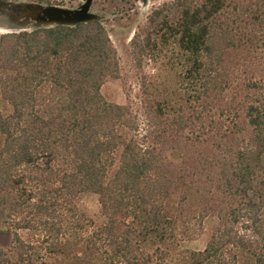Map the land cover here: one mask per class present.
I'll use <instances>...</instances> for the list:
<instances>
[{
	"label": "trees",
	"instance_id": "trees-1",
	"mask_svg": "<svg viewBox=\"0 0 264 264\" xmlns=\"http://www.w3.org/2000/svg\"><path fill=\"white\" fill-rule=\"evenodd\" d=\"M147 29L131 47L143 55L155 38L173 39L184 93L205 106L229 88V51L264 37V0H173L152 11ZM118 73L98 21L0 36V97L10 109H0V264H264V99L244 101L245 125L238 113L213 121L226 150L216 185L231 203L205 247L187 250L179 240L191 219L166 205L189 185L160 148L203 117L169 119L157 104L160 121L140 134L129 107L101 95ZM87 193L99 222L80 204Z\"/></svg>",
	"mask_w": 264,
	"mask_h": 264
},
{
	"label": "rangeland",
	"instance_id": "rangeland-1",
	"mask_svg": "<svg viewBox=\"0 0 264 264\" xmlns=\"http://www.w3.org/2000/svg\"><path fill=\"white\" fill-rule=\"evenodd\" d=\"M5 1L38 2L70 9L77 8L82 3V0ZM171 1L173 0H93L90 11L100 17L98 22L105 28L118 57V76L107 78L103 82L101 95L110 103L128 106L138 122L140 134L145 132L147 123H153L152 117L157 104L165 112L164 117L169 119L179 117V113L194 119L203 117L202 122H191L187 128L178 132L179 136L175 140L160 148L166 156L168 167L181 175L189 185L187 196L180 192L166 205L172 217L191 219L192 230L188 237L179 240L180 247L201 250L218 224L219 213L224 212L231 203L216 185L218 165L226 150L216 145L222 131L214 129L213 121L223 122L236 117L238 113V121L245 125L241 111L244 101L253 96L264 99V37H260L253 46L243 47L240 51H229L225 65L230 85L224 93L211 96L205 106H199L200 102L191 103L181 82L184 55L173 39L158 40L152 35L156 42L143 55L138 54L130 44L134 35L147 34V21L152 11ZM2 19L4 16L0 14V36L10 34L5 32ZM251 82L257 85L254 91L247 86ZM193 108L196 112L192 111ZM0 109L5 114L10 110L1 97ZM244 131V135L237 134L239 139L248 133V129ZM80 204L91 218L96 222L100 221L96 195L84 194ZM201 213H204L203 217L200 216ZM193 217L200 219L199 226H196Z\"/></svg>",
	"mask_w": 264,
	"mask_h": 264
},
{
	"label": "water",
	"instance_id": "water-1",
	"mask_svg": "<svg viewBox=\"0 0 264 264\" xmlns=\"http://www.w3.org/2000/svg\"><path fill=\"white\" fill-rule=\"evenodd\" d=\"M92 1L82 0L77 8L71 9L38 2H9L11 9L3 12V27L6 33H19L55 26L74 27L79 23L99 21L100 17L90 11Z\"/></svg>",
	"mask_w": 264,
	"mask_h": 264
},
{
	"label": "flooded vegetation",
	"instance_id": "flooded-vegetation-1",
	"mask_svg": "<svg viewBox=\"0 0 264 264\" xmlns=\"http://www.w3.org/2000/svg\"><path fill=\"white\" fill-rule=\"evenodd\" d=\"M9 9H11L9 2L0 0V14H3L4 11Z\"/></svg>",
	"mask_w": 264,
	"mask_h": 264
}]
</instances>
